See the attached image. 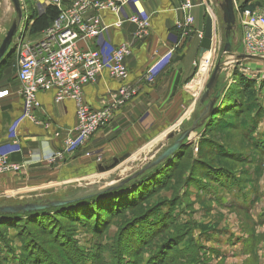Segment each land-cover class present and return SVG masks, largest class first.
<instances>
[{"label": "rangeland", "instance_id": "obj_1", "mask_svg": "<svg viewBox=\"0 0 264 264\" xmlns=\"http://www.w3.org/2000/svg\"><path fill=\"white\" fill-rule=\"evenodd\" d=\"M244 1L234 0L236 23L232 31V50L225 53L226 25L221 10L224 0H209L214 26L213 47L209 67L200 86L193 91L191 106L183 105L165 124L156 125L153 138L140 141L139 150L121 162V167L106 169L101 175L107 176L106 181H98L86 190L66 186L63 196L78 198L105 191L134 178L157 160L199 119L205 105L199 103V96L218 64L222 73L217 85L225 87L226 91L231 87L238 112H224L207 128L201 127L192 133L184 142L186 148L167 168L160 183L147 189L151 182L148 183L137 192L134 205L121 207L106 221L107 225L96 226V221L90 220V216L87 218L83 209L85 213L81 211L79 217L61 216L55 225L56 233L37 224L30 226L29 234L22 233L21 237L14 228L6 230L0 234V264L30 261L32 256L25 247L30 242L35 243L33 239L40 246L30 264H76L79 259H82L80 264H117V237L127 231L138 212L149 209L152 214L155 211L168 214L164 228L140 250L134 245L145 235L127 237L126 248H122V259H125L122 264H157L160 260L162 264H264V62L239 59L244 49L240 46L242 30L237 13L242 11L240 6ZM24 2L23 15L29 17L19 24L6 71H15L19 65V45L23 41L34 42L27 31L34 6L28 0ZM252 2L264 9V0ZM14 12V7L3 0L0 45L17 20ZM199 63L195 79L201 68ZM242 78L249 86L247 91L240 88ZM171 134L175 135L168 139ZM229 151L234 158L228 156ZM111 163L102 167L109 168ZM23 201H31V198ZM0 203L13 201L0 200ZM98 221H101L100 216ZM160 250V256L153 260Z\"/></svg>", "mask_w": 264, "mask_h": 264}, {"label": "crops", "instance_id": "obj_2", "mask_svg": "<svg viewBox=\"0 0 264 264\" xmlns=\"http://www.w3.org/2000/svg\"><path fill=\"white\" fill-rule=\"evenodd\" d=\"M7 1L10 7H14L11 0ZM28 1L34 6V11L29 12L31 15L44 14L56 2L63 7L69 5V0ZM208 2L194 0L191 13L195 18L194 30L198 32L204 30L206 17L210 15ZM2 3L3 0L0 9ZM125 12H138L149 17L150 37L144 41L136 40L133 25L115 28L113 24L121 16L105 12L101 17L109 29L100 41L101 48L108 53L111 48L124 43L132 47L133 54L127 60V83L138 88L139 95L123 108L115 110L110 122L87 145L66 152L62 159L52 160L62 150L67 132L77 125L74 102L57 104L53 92L40 93L41 109L36 115L37 122H32L24 117L22 85L17 79L18 66L15 71L1 70L0 93L8 91V95L0 98V155L8 156L12 162L21 165L22 170L0 176V200L15 203L24 198L42 199L52 191L63 194L67 187L86 190L98 181H106L107 176H101L106 171H100V166L111 161L112 167L118 160L114 167L118 169L121 162L139 150L140 141L153 138L156 125L165 124L183 105L191 106L195 96L193 91L197 89V81L194 83L192 78L198 79H195L194 63L202 60L199 55L201 41L196 36H186L185 31L178 28L177 24L183 19L178 1H138L128 5ZM41 37L42 34L31 37V41ZM98 45V41L90 40L81 47L94 49ZM150 68L156 69L153 84L144 80ZM199 73L200 70L198 77ZM119 87L120 83L109 78L105 72L95 84L85 88V100L94 110L106 108V103ZM99 156L103 159L102 163L97 162Z\"/></svg>", "mask_w": 264, "mask_h": 264}, {"label": "built area", "instance_id": "obj_3", "mask_svg": "<svg viewBox=\"0 0 264 264\" xmlns=\"http://www.w3.org/2000/svg\"><path fill=\"white\" fill-rule=\"evenodd\" d=\"M24 1L26 0H21L22 11ZM138 1L144 0H69L66 7L56 2L55 6L60 14L51 27L44 31L37 41H23L19 45L17 79L22 85L24 117L37 122L36 115L41 109L38 95L44 92H53L57 104L72 101L76 106L77 125L67 132L62 141V150L52 160L62 159L66 152L87 145L92 137L110 122L115 110L123 108L139 95L138 88L127 83V60L133 54L132 47L124 43L106 53L102 50L100 42L109 29L101 17L105 12L121 16L113 24L115 28H123L126 24L133 25L136 40L144 41L150 37L149 17L138 12H125L128 5ZM177 1L183 14L182 21L177 24L178 28L183 29L186 36H196L202 41L204 30H194L195 18L191 13L194 0ZM25 17L26 15H23V18ZM237 18L242 30L240 46L244 49L243 54L264 62V9H245L237 13ZM90 40L98 41L99 45L94 49L81 47V44ZM203 60L204 58L199 60L200 67ZM209 60H205L208 67ZM198 62L194 63L196 67ZM105 72L109 78L119 82L120 87L115 95L110 97L106 108L94 110L86 102L84 90L87 86L95 84ZM155 72V68L147 70L145 82L153 84L156 79ZM7 95L8 91L1 92L0 98ZM97 162H103L101 156L97 158ZM21 170V165L12 162L6 155H0V176L19 173Z\"/></svg>", "mask_w": 264, "mask_h": 264}, {"label": "trees", "instance_id": "obj_4", "mask_svg": "<svg viewBox=\"0 0 264 264\" xmlns=\"http://www.w3.org/2000/svg\"><path fill=\"white\" fill-rule=\"evenodd\" d=\"M252 1L253 0H245L241 4L240 9L243 11L245 9H255L257 7H261L258 6L257 4H254ZM59 14L60 11L56 6H49L44 14L31 15L27 27V31L29 35L31 37H36L41 35L44 31H46L48 28L51 27L54 20L59 16ZM12 56L13 55L11 48L5 60L0 65V72L2 69H5L8 66L7 61ZM240 82H241L240 83L241 90L242 89L244 91L249 90V86L246 84L245 79L243 80L242 78ZM230 91H232L231 87L226 91L225 87L220 88L219 85H216L211 99H213L217 95H219V98L216 104L214 105L212 116L207 120V122L202 127L207 128L212 123V121L216 119V117L223 114L224 112L225 113L231 111L238 112V109L236 108L238 107V103L235 101L234 99L235 96L232 93H230ZM207 103L208 102L205 103L204 108ZM185 148L186 145L184 143L182 148L178 152H176L173 157L167 159L158 166L145 170L144 173L130 179L129 182H127L122 187H119L117 189L109 188L97 194L84 195L78 198L77 197L75 198L73 195L70 196L66 194L65 196H63V194H56L50 192L49 195H46L42 199L34 198L31 201L0 203V206H16V205H25L28 203L49 205L53 201L69 202L65 206L58 208L50 206L48 209L40 212L24 213V214L22 212H19L17 214L0 213V234H4L3 232H5L6 230L14 228L18 230V236L21 237L22 233L27 232L29 234L28 231L29 227L32 225L35 226V224L42 226L44 229H47V231L50 232L53 231V233H56L58 228L55 225L56 222L59 223L58 220L61 216L63 215L70 217L72 215L78 216V214H80L81 211L85 213L83 209H86L87 218L90 216L89 217L90 220L94 219L96 221V226H98L99 223L100 225L105 226L107 225L106 221H109L111 216H114L118 211H120L121 207H123L124 205H131V206L134 205V199L136 198L137 192L139 193L144 187H146L148 183L151 182L147 186V189L153 187L155 184H157V182L160 183L159 181L162 180L167 168L171 166L172 162ZM228 156L234 158L233 152L229 151ZM53 195L54 198H51V196ZM121 199L123 201H120ZM92 214H95L96 217L93 218ZM98 216H100L101 221H98ZM167 216L168 214L164 215L160 212L156 213V211L154 212V214H152L151 209L146 210L143 213L141 211L138 212V214L134 216V218L130 221V224L127 226L129 227L127 231L125 230L116 239V248H118L117 264L124 263L125 259L124 258L122 259L123 256L122 248H126L125 239L127 237L130 236L133 237V235L135 234L138 235L144 234L145 236L143 238H140L138 240V243H135L134 245L138 250H140L139 248H143L147 243H150L149 241L151 240L153 235L161 232V230L164 228L165 220L167 219ZM25 235L28 240V235L27 234ZM33 241L35 243L30 242L29 244H26L27 245L25 247L26 251L29 252V254L32 257L30 261L27 260L24 262V264H30V262L33 261L34 256H36L35 253L37 251L36 249H38L40 246L36 240L33 239ZM160 253H162V250H160L157 253V255L153 260L157 259L160 256ZM81 260L82 259H79L78 263L76 264H80ZM52 261H55V259H52ZM161 261L162 260H160L159 263ZM160 264H162V262Z\"/></svg>", "mask_w": 264, "mask_h": 264}, {"label": "water", "instance_id": "obj_5", "mask_svg": "<svg viewBox=\"0 0 264 264\" xmlns=\"http://www.w3.org/2000/svg\"><path fill=\"white\" fill-rule=\"evenodd\" d=\"M14 9L17 13V20L13 22L11 25V28L8 30L6 36L4 37L1 45H0V65L5 60L8 52L10 51L13 41L18 33L19 24L22 22L23 19V11H22V5L21 0H11ZM1 3V0H0ZM221 10L223 13V21L226 25L225 27V45H224V52L230 53L232 50V31L236 23V12H235V5L234 0H224V3L221 5ZM213 37H214V26H213V19L210 15L206 17L205 27H204V37L200 43V50L199 55L200 58H204L207 53H210L212 51L213 47ZM239 59L243 60H259L256 57L247 56L245 54H242L239 56ZM222 73V67L220 64H218L208 82L204 86L203 90L201 91V94L199 96V103L205 104L208 102L204 108V111L201 113L199 119L193 124V126L184 131L175 141L172 145H170L154 162L150 163L140 174L144 173L145 170L153 168L155 166H158L159 164L163 163L167 159L173 157L176 152H178L182 146L184 145V142L186 140H189L192 133H194L198 128L202 127L207 120L212 116L214 105L216 104L219 95L215 96L213 99H211L214 89L218 83L219 77ZM175 134H171L168 139H171L174 137ZM118 164V160L115 161V164L112 165L110 168H104L100 166V171L104 172L106 169H112ZM137 174L135 177H137ZM132 178H129L116 186L115 188L111 189H117L119 187H122L124 184L129 182V180ZM67 201H53L49 205L44 204H38V203H28L25 205H16V206H0V213L3 214H17L19 212L24 213H33V212H40L43 210L48 209L50 206L52 207H62L67 205Z\"/></svg>", "mask_w": 264, "mask_h": 264}, {"label": "bare ground", "instance_id": "obj_6", "mask_svg": "<svg viewBox=\"0 0 264 264\" xmlns=\"http://www.w3.org/2000/svg\"><path fill=\"white\" fill-rule=\"evenodd\" d=\"M210 59V53H207L204 57V60L202 62V66H201V69H200V73H199V77L197 79V83H196V86L197 88L200 86V83L201 81L203 80V77H204V74L208 68V65L206 64V61L205 60H208Z\"/></svg>", "mask_w": 264, "mask_h": 264}]
</instances>
